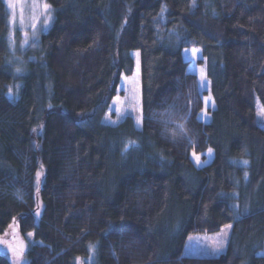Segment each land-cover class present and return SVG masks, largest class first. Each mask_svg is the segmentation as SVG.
Masks as SVG:
<instances>
[{
  "label": "trees",
  "instance_id": "obj_1",
  "mask_svg": "<svg viewBox=\"0 0 264 264\" xmlns=\"http://www.w3.org/2000/svg\"><path fill=\"white\" fill-rule=\"evenodd\" d=\"M45 1L54 21L23 54L18 77L6 63L0 0V234L14 219L21 234L33 233L28 264H75L92 243L98 264H264V129L255 109L256 98L264 107V0H211L213 14L207 0ZM185 48L206 61L209 120L199 119L204 104ZM133 51L140 130L131 117L103 122L121 76L133 73ZM208 149L213 158L195 167L190 155ZM226 225L223 253L184 255L189 235ZM0 264L11 262L0 253Z\"/></svg>",
  "mask_w": 264,
  "mask_h": 264
},
{
  "label": "rangeland",
  "instance_id": "obj_2",
  "mask_svg": "<svg viewBox=\"0 0 264 264\" xmlns=\"http://www.w3.org/2000/svg\"><path fill=\"white\" fill-rule=\"evenodd\" d=\"M8 13V32L7 46L8 54L6 57L7 66L14 74L21 77L25 72V51L39 47L40 37L47 32L54 21L55 9L45 0H3ZM210 13L212 10V1H206ZM45 4L49 7L46 9ZM11 5V6H10ZM47 21V23H45ZM175 41H177L176 32ZM169 35L167 40L172 39ZM193 49L196 50L193 54ZM134 62V70L132 75H122L117 86L116 95L110 101L109 107L104 116L103 122L110 126H116L126 117H131L134 121L135 128L140 130L142 127V112H141V82H140V67L139 53L131 52ZM182 57L188 62L187 72L195 74L197 77L198 91L204 104V110L200 114V120H209L206 114V109L213 107L214 101L210 94V83L206 76V61L202 57L199 48H185L182 50ZM29 58V57H28ZM202 60L203 64H198ZM19 69V71H17ZM15 75V76H16ZM20 87V81L15 82L9 87L8 96L11 99H16ZM256 116L259 125L264 129V115L258 113L264 111V107L259 99H255ZM115 121L116 123H112ZM198 155V154H196ZM199 158L201 155H198ZM190 158L195 167L202 166L193 157ZM201 159V158H200ZM211 160L209 153H206L203 158V163ZM201 161V160H200ZM39 173V175H37ZM44 167L39 166L36 173L35 192L37 200V217L41 211V202L39 191L43 182ZM234 205V204H233ZM231 227L224 228L218 233H200L194 234L188 238L184 247V255L199 256V257H215L225 251L226 244L230 235ZM29 233L32 235L29 236ZM25 235L19 231L18 221L14 219L8 228L0 234V253L4 254L11 264H28L27 251L35 243H38L33 237V233L29 232ZM223 241L222 247H218V243ZM92 246L93 250L89 248ZM259 255H264V248L259 252ZM79 258L80 264H98L97 262V244L92 243L88 246V255L85 257H76L75 264Z\"/></svg>",
  "mask_w": 264,
  "mask_h": 264
},
{
  "label": "snow or ice",
  "instance_id": "obj_3",
  "mask_svg": "<svg viewBox=\"0 0 264 264\" xmlns=\"http://www.w3.org/2000/svg\"><path fill=\"white\" fill-rule=\"evenodd\" d=\"M10 6H11V5H10ZM48 7H49V6H48L47 4H45V8L47 9ZM45 23H47V21H45ZM195 52H196V50L193 49V54H195ZM17 71H19V69H17ZM258 115H264V111L258 113ZM112 123H116V122L113 121ZM130 143H131V142H130ZM127 147H128V146L126 145V148H127ZM208 151H209V153H211L212 149H209ZM193 157H194V159L197 161V163L199 164V163H200V158H199V156L196 155L195 153H193ZM247 163H248L247 161H243V164L247 165ZM37 175H39V173H38ZM245 176H247V173H245ZM226 227H230V225H229V226H226ZM31 235H32V234L29 233V236H31ZM222 245H223V241H220V242L218 243V247H222ZM89 250H90V251L93 250L92 246H90ZM77 264H80L79 258H77Z\"/></svg>",
  "mask_w": 264,
  "mask_h": 264
},
{
  "label": "crops",
  "instance_id": "obj_4",
  "mask_svg": "<svg viewBox=\"0 0 264 264\" xmlns=\"http://www.w3.org/2000/svg\"><path fill=\"white\" fill-rule=\"evenodd\" d=\"M207 116H208V115H207ZM206 120H207V119H206ZM208 150H209V149H208ZM208 150H207L205 153H209ZM205 153H204V154H205ZM204 156H205V155H204ZM209 156L211 157V159L213 158V151H211V153H209ZM200 158H201V159H200V160H201V161H200V165H202V166L205 165V163H203V155H201ZM202 166H198V168H200V167H202ZM226 226H229V225H226ZM226 226L222 227V229L227 228ZM230 227H231V226H230ZM222 229H221V230H222ZM217 233H218V232H217ZM192 235H194V234L189 235L188 238L192 237ZM188 238H187V240H188Z\"/></svg>",
  "mask_w": 264,
  "mask_h": 264
}]
</instances>
